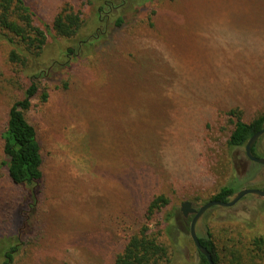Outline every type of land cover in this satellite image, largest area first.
Masks as SVG:
<instances>
[{
    "label": "rangeland",
    "instance_id": "1",
    "mask_svg": "<svg viewBox=\"0 0 264 264\" xmlns=\"http://www.w3.org/2000/svg\"><path fill=\"white\" fill-rule=\"evenodd\" d=\"M25 1L47 23L65 3L84 19L91 13L83 0ZM249 1H162L150 22H144L145 13L126 29L146 68L143 83L108 81L98 44L79 51L67 89L49 84L48 100L32 102L25 116L41 144L44 187L38 206L25 214L30 218L21 223L14 217L13 231L9 221L22 192L4 170L0 173V248L19 238L27 242L14 264H113L124 235L153 193L169 196L180 210L185 201L201 207L226 184L236 193L264 191V166L248 161L244 147L231 151L224 146L227 124L213 118L207 129L202 122L207 111L214 117L233 105L243 108L246 120L264 114V39L258 35L260 23L254 22L256 5ZM239 2L240 18L251 23L249 28L226 21L225 13ZM75 41L48 37L28 72L49 73L53 63L64 61V50L77 47ZM9 50L0 39V130L25 85L20 68L8 62ZM127 62L129 74L134 67ZM255 151L264 158V135ZM207 231L223 247L226 261V245L253 237L264 241V199L248 195L231 208L209 209L196 224L197 236ZM176 235L181 255L171 263L200 264L189 233Z\"/></svg>",
    "mask_w": 264,
    "mask_h": 264
},
{
    "label": "trees",
    "instance_id": "2",
    "mask_svg": "<svg viewBox=\"0 0 264 264\" xmlns=\"http://www.w3.org/2000/svg\"><path fill=\"white\" fill-rule=\"evenodd\" d=\"M83 1L87 7L91 8L87 19L83 18L81 11H75L69 3H65L55 14L52 22L47 23L27 5L25 0H0V39L10 46L8 62L20 68L25 81L21 96L12 102L5 113L4 124L0 130L2 158L0 173L4 170L10 183L22 192L20 203L14 209L15 214L11 219L8 218L12 231L13 225L16 226L14 224L16 217L21 220V223L30 218L25 214L29 209L38 206L44 187L41 144L36 129L25 116L33 106L32 102L35 99H39L42 103L48 100L51 90L49 84L60 83L57 88L61 86L67 89L70 81V77L67 76L74 62L78 60L79 53L87 52L98 44L104 45V52L101 51V46L97 54L107 60L104 66L108 81L113 79L114 85L126 83L132 87H135L138 82L143 83L147 75L146 68L135 56L134 41L126 35V29L134 19L145 13L144 22H150L154 16H157L158 6L162 1L174 3L187 0ZM200 3L202 5L203 0H200ZM248 3L256 5L257 14L254 16V22L260 23L261 30L258 35L263 40L264 0H250ZM240 7L242 4L239 2L236 10L225 13L226 21L238 29L247 26L249 28L251 23L241 19L242 8ZM149 24L152 26V23ZM92 29L94 31H91ZM48 37L54 40L75 39L77 47L64 50V53L62 52L64 61L53 63L49 73L39 71L30 74L28 68L42 55ZM121 37L125 38L123 42H119ZM126 60L131 61L130 65L134 67L132 73L127 74ZM143 78L144 80L141 81ZM118 88L117 86L116 89ZM242 109L238 105H233L229 109L218 111L214 117H212V111H207L202 118L207 129L211 128L213 118H219L221 122L227 124L228 133L224 146L231 151L243 148L255 133L264 128V114L257 113L246 120ZM259 139L252 148L256 157H260L255 151ZM139 142L143 145L144 140L139 139ZM198 144L197 151L202 147L200 142ZM146 155L144 151L142 158ZM236 190L237 188L233 185H223L209 201L228 202L235 196ZM140 212L139 219L128 229L129 233L124 235V243L120 251L114 255L113 264H172L171 262L181 255L179 237L176 234L189 233L191 218L185 219L180 210L173 208L170 197L164 193H153L148 196L140 207ZM36 218H38L37 214L31 217L35 229L37 228ZM123 225L125 230L126 222L123 221ZM198 239L201 246L210 253L213 264H264L262 237H253L239 245L233 243L226 245L224 252L227 254L228 261L221 257L223 247L209 231L205 236H198ZM26 246L27 242L23 241V238L11 244L7 242L4 248H0V264H14ZM196 253L200 264H208L203 255L197 250Z\"/></svg>",
    "mask_w": 264,
    "mask_h": 264
},
{
    "label": "water",
    "instance_id": "3",
    "mask_svg": "<svg viewBox=\"0 0 264 264\" xmlns=\"http://www.w3.org/2000/svg\"><path fill=\"white\" fill-rule=\"evenodd\" d=\"M264 135V128L255 133L245 144L244 146V152L247 157V159L255 163L257 165L264 166V158L256 157L254 156L252 152L253 145L255 142ZM248 195H255L259 198L264 199V191L258 190V189H244L235 194L232 200L228 202H220V201H207L204 205H202L199 208H194L192 204L188 201H185L180 206V212L182 213L183 217L187 218L190 215H193L190 225H189V237L195 247V249L206 258V261L208 264H213V261L211 259L210 253L207 251L206 248L201 246L197 233H196V224L197 221L203 216L204 213H206L209 209L213 207H221V208H231L233 207L237 202H239L242 198Z\"/></svg>",
    "mask_w": 264,
    "mask_h": 264
},
{
    "label": "flooded vegetation",
    "instance_id": "4",
    "mask_svg": "<svg viewBox=\"0 0 264 264\" xmlns=\"http://www.w3.org/2000/svg\"><path fill=\"white\" fill-rule=\"evenodd\" d=\"M195 208V207H194ZM197 209V208H196ZM189 217V216H188ZM190 217H191V219H192V217H193V215H190ZM185 218V217H184ZM186 219V218H185Z\"/></svg>",
    "mask_w": 264,
    "mask_h": 264
}]
</instances>
